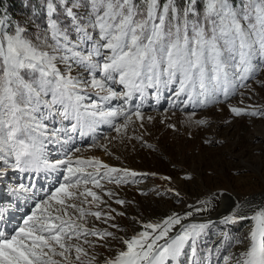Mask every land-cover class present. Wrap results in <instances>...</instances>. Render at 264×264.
Instances as JSON below:
<instances>
[{
	"label": "snow or ice",
	"instance_id": "1",
	"mask_svg": "<svg viewBox=\"0 0 264 264\" xmlns=\"http://www.w3.org/2000/svg\"><path fill=\"white\" fill-rule=\"evenodd\" d=\"M5 2L0 181L11 171L28 183L7 186L0 199V264H264V188L228 204L211 245L205 240L217 221L200 214L214 209L195 205L155 220L134 217L139 228L122 233L116 221L127 212L109 201L124 209L130 202L105 184L139 183L148 173L81 158L74 147L102 124L122 139L133 117L143 127L149 99L264 118V109L229 103L250 82L264 88V0H7L21 16ZM61 150L63 159H50ZM42 171L58 173L44 195ZM245 221L246 234L233 235Z\"/></svg>",
	"mask_w": 264,
	"mask_h": 264
},
{
	"label": "rangeland",
	"instance_id": "2",
	"mask_svg": "<svg viewBox=\"0 0 264 264\" xmlns=\"http://www.w3.org/2000/svg\"><path fill=\"white\" fill-rule=\"evenodd\" d=\"M240 91H244V95L237 92L229 99L230 104L249 111L264 109V88L258 83L250 82V90ZM221 107H224L223 112L216 107L170 108L167 100L157 104L154 99H149L142 109L144 126L140 127L141 121L133 117V123L129 124L123 139L106 124L99 125L94 134L76 139L74 147L81 151L75 155L81 158L95 157L112 167L148 173L136 178L139 183L119 188L105 184L106 188L116 191L118 198L130 202L124 209L109 201L118 211L127 212L125 217H118L116 221L122 233L131 234L133 227L139 228V225L133 224L134 217L155 220L173 211H181L187 205H195L214 209L210 215L208 212L200 214L203 219L217 221L205 240L206 244L211 245L220 230L218 218L227 211L228 204L224 203L233 201L239 195L259 193L264 188V118H235L227 107ZM147 117H152L151 121ZM196 119H205L208 123L197 125L194 123ZM96 144L102 147L93 146ZM51 158L63 159L62 150L53 151ZM237 169L247 174L237 175ZM26 175L8 171L3 181L8 186H14L18 181L28 183ZM57 176L58 173L46 174L43 176L44 185H39L44 189L49 183L47 180L54 181ZM165 176L170 179L161 178ZM93 190L99 192L98 189ZM176 192H179V197L175 195ZM199 201L210 203L201 205ZM31 207L29 201L14 214L23 216ZM217 210L222 212L220 216L212 217ZM15 220L16 223L18 217ZM97 225L102 226L99 222ZM248 227L247 221L241 222L232 228V234L242 236Z\"/></svg>",
	"mask_w": 264,
	"mask_h": 264
},
{
	"label": "trees",
	"instance_id": "3",
	"mask_svg": "<svg viewBox=\"0 0 264 264\" xmlns=\"http://www.w3.org/2000/svg\"><path fill=\"white\" fill-rule=\"evenodd\" d=\"M5 7H12V11H13V13H14L15 15H17V16H21V15H23V13L20 11V7H19L18 3H17L16 5L12 6V5H9V4L7 3V0H6V2H5Z\"/></svg>",
	"mask_w": 264,
	"mask_h": 264
},
{
	"label": "bare ground",
	"instance_id": "4",
	"mask_svg": "<svg viewBox=\"0 0 264 264\" xmlns=\"http://www.w3.org/2000/svg\"><path fill=\"white\" fill-rule=\"evenodd\" d=\"M6 184H5V182L3 181V182H1L0 183V189H2V187H4ZM2 197H6V195H1ZM227 202H229L230 203V201H227ZM224 203V202H223ZM229 203H224V204H229ZM225 206V205H224ZM19 212V211H18ZM25 212H26V210H25ZM216 212V211H215ZM222 212L220 211V210H217V212L212 216V217H218V216H220V214H221ZM222 214H225V213H222ZM221 214V215H222ZM18 215V214H17ZM205 217V216H204ZM203 218V217H202ZM16 221V220H15ZM12 225H15V223L13 224L12 223Z\"/></svg>",
	"mask_w": 264,
	"mask_h": 264
}]
</instances>
